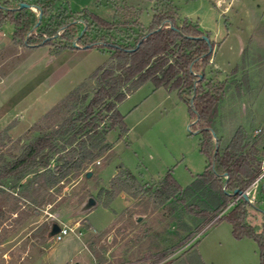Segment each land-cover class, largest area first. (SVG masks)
<instances>
[{"label":"rangeland","instance_id":"obj_1","mask_svg":"<svg viewBox=\"0 0 264 264\" xmlns=\"http://www.w3.org/2000/svg\"><path fill=\"white\" fill-rule=\"evenodd\" d=\"M5 2L15 4L16 0H0ZM170 2L179 21L197 22L214 38V65L211 60L206 75L228 81L216 130L225 142L237 126H244L251 138L259 137L262 159L264 130H255L264 120V0ZM61 5L77 20L87 14L83 10L113 20L119 8L116 20L124 25L112 34L122 40L138 32L139 25L130 23L137 15L139 23L148 26L154 0H57L53 11ZM81 5L88 9L77 10ZM32 10L38 15L37 8ZM13 31L14 24L0 17V78H4L0 100L5 102L0 118L7 108L21 109L0 128V165L71 113L76 95H70L72 90L80 86V94L91 95L94 82L88 76L109 59V53L95 47L62 48L64 40L59 35L50 44L31 47L26 38L14 39ZM236 65L237 72L231 73ZM37 100L39 106L29 111ZM46 105H52L53 111L47 110L25 128L35 109ZM117 109L128 131L118 138L119 129L110 130L107 140L112 148L86 163L85 169H70L50 187L44 184L46 177L32 173L17 182L0 183V264H177L183 256L196 261L198 251L204 264H259L257 244L247 237L235 239L226 220H206L194 206L186 208L175 199L160 203L153 196V186L168 173L185 188L207 164L188 105L176 91L154 89L146 82L119 102ZM57 166L51 161L54 172ZM124 168L146 185L125 208L121 196L114 199L110 194L119 186L117 177ZM87 171H91L89 177ZM263 185L264 180L245 190L250 200L247 222L259 232L264 231V197L259 192ZM89 197L98 202L87 218L82 206ZM53 222L70 228L59 241L47 236Z\"/></svg>","mask_w":264,"mask_h":264},{"label":"trees","instance_id":"obj_2","mask_svg":"<svg viewBox=\"0 0 264 264\" xmlns=\"http://www.w3.org/2000/svg\"><path fill=\"white\" fill-rule=\"evenodd\" d=\"M33 1L38 12L41 11L37 25L38 15L32 9H12L24 0H16L15 4L0 3V17L14 24V39L26 38L27 45L37 47L50 44L51 39L59 35L64 40L62 48H74L72 42L81 33L75 48L95 47L109 53V59L89 74L88 78L94 82L91 95L80 94V86L72 90L70 95H76L71 113L54 129L30 140L12 160L0 165V183L7 179L17 182L32 173L46 177L44 184L50 187L70 169H85L86 163L112 148L107 140L110 130L118 128V138L128 131L117 104L131 91L150 82L154 89L176 91L188 105L192 127L199 134V151L207 163L204 171L185 188L168 173L153 186V196L160 203L175 199L186 208L194 206L196 213L206 220L211 217L215 221L226 220L235 239L247 237L257 244L259 264H264V231H256L247 222L250 203L242 196L232 195L235 189L245 191L257 177L261 167L257 148L259 137L251 138L246 128L239 125L224 142L216 130L228 81L206 75L215 46L208 31L186 18L179 21L177 9L170 0H154L148 26L139 23L138 15L130 20L131 25H139V30L134 32V38L126 36L122 40L112 34L124 25L116 20L119 8L115 9L113 20L87 10L82 13L87 12L88 16L84 14L77 20L71 18L66 6L61 5L57 12L53 11L57 0ZM42 18L46 21L42 22ZM202 35L207 36L209 43L200 38ZM237 70L236 65L231 73ZM51 161L58 165L57 172L51 169ZM117 181L119 186L110 192L112 198L121 191L135 198L146 189V185L126 168ZM259 192L264 197V185ZM166 256L161 255L160 260Z\"/></svg>","mask_w":264,"mask_h":264},{"label":"crops","instance_id":"obj_3","mask_svg":"<svg viewBox=\"0 0 264 264\" xmlns=\"http://www.w3.org/2000/svg\"><path fill=\"white\" fill-rule=\"evenodd\" d=\"M83 9H88L87 7H85V6H83V5H81L80 7L78 6L77 7V10H83ZM94 13V12H93ZM99 16V15H98ZM203 28V27H202ZM213 40H214V38H213ZM213 58V57H212ZM212 62H213V59H212ZM213 65H214V62H213ZM3 81H4V78L3 77H1L0 78V87H1V85H2V83H3ZM38 101L39 100H37V101H35L34 102V104L33 105H31L29 108H28V110L30 111L31 110V108H33V107H35V106H37V103H38ZM5 105V102H4V100H0V109L3 107ZM41 105V104H40ZM39 106V105H38ZM37 106V107H38ZM51 107H52V105L50 106V105H46V107L44 108V109H40V107L38 108V109H35V113H33V115H31V118L30 119H28L27 120V122L25 121V128H27V127H29L30 126V124L31 123H33L34 121H35V119H37L39 116H41L43 113H45L47 110H49V109H51ZM28 110H26V111H24V110H22L24 113H28ZM14 111V112H13ZM18 111H21V109H19ZM18 111H15V110H12L11 111V107L10 108H7V109H5L4 110V116L2 115V117L0 118V128L1 127H3V126H5L6 124H7V121H6V119L7 118H9V117H11L12 115H14V113L15 112H18ZM23 118H24V116H23ZM20 119V120H18V124H17V126L16 127H20V124H21V122H22V120H24V119ZM14 128L15 127H12L11 128V131H13L14 130ZM259 129H261V130H264V120L262 121V122H260V127H259ZM122 197L123 198V200H124V202H123V204H124V207L123 208H125V207H127V206H129L131 203H132V197H130L127 193H125V192H123V191H121V192H119L116 196H115V198L114 199H116L117 197ZM113 199V200H114ZM97 202L98 201H96V204H97ZM94 208V207H93ZM92 208V209H93ZM92 209L91 210H89L88 212H87V214H86V216L85 217H87L88 218V215L90 214V213H92ZM90 224V223H89ZM90 228H91V224H90ZM198 254H196V261H193L192 260V262L190 261V260H184V259H186L184 256L183 257H181L180 258V260H178V263L177 264H180V263H182V261H183V264H204V259L202 258V256H201V254L199 253V251L197 252ZM167 262V260H165V261H163L162 263H166Z\"/></svg>","mask_w":264,"mask_h":264},{"label":"water","instance_id":"obj_4","mask_svg":"<svg viewBox=\"0 0 264 264\" xmlns=\"http://www.w3.org/2000/svg\"><path fill=\"white\" fill-rule=\"evenodd\" d=\"M21 7H26V8H30V9H34V8H37L36 6H34L33 4H29V3H26V2H22L20 3V5L16 8H12V9H18V8H21ZM40 18H41V11L39 10L38 12V21L36 22V25L39 23L40 21ZM84 29V28H83ZM82 29V30H83ZM81 34V33H80ZM79 34V35H80ZM79 35L75 38V41L78 39ZM201 39L205 40L207 43H209V39L207 38V36L205 35H202L200 37ZM74 46L77 47L78 45L76 43H74ZM212 134L215 136V133L212 132ZM215 141H216V137H215ZM91 175V171H87L85 173V176L86 177H89ZM232 195L233 196H242V198H244L247 202H250L249 198H248V195L246 193V191H243L241 189H235L233 192H232ZM96 205V200L93 198V197H89L85 203L83 204L82 206V209L84 211H89L91 210L94 206ZM140 219V216H138L137 220ZM60 229V225L56 222H53L50 226V230L47 232V236L49 238H51L54 234H56Z\"/></svg>","mask_w":264,"mask_h":264},{"label":"built area","instance_id":"obj_5","mask_svg":"<svg viewBox=\"0 0 264 264\" xmlns=\"http://www.w3.org/2000/svg\"><path fill=\"white\" fill-rule=\"evenodd\" d=\"M260 131H261V129H257V130H255V133H260ZM262 180H264V156H263V158L261 159V167H260V170H259V172H258V174H257V177H256V179L253 181V183H252V185L253 186H255L258 182H261ZM246 193H248V191H246ZM248 195V194H247ZM70 230V228L69 227H66V226H62V225H60V229H59V231L56 233V234H54L53 236H52V238L54 239V240H56V241H59V240H61L65 235H67ZM95 264V263H94Z\"/></svg>","mask_w":264,"mask_h":264}]
</instances>
